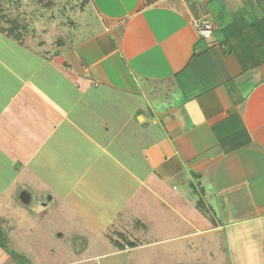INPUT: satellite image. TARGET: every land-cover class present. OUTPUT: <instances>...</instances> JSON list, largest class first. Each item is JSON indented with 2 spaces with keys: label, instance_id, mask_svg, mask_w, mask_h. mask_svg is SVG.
<instances>
[{
  "label": "crops",
  "instance_id": "1",
  "mask_svg": "<svg viewBox=\"0 0 264 264\" xmlns=\"http://www.w3.org/2000/svg\"><path fill=\"white\" fill-rule=\"evenodd\" d=\"M55 2L41 40L0 32V175L18 166L19 203L65 201L125 251L237 232L254 264L257 232L264 260V0ZM6 191L0 214L20 208Z\"/></svg>",
  "mask_w": 264,
  "mask_h": 264
},
{
  "label": "rangeland",
  "instance_id": "2",
  "mask_svg": "<svg viewBox=\"0 0 264 264\" xmlns=\"http://www.w3.org/2000/svg\"><path fill=\"white\" fill-rule=\"evenodd\" d=\"M35 8V6L20 5L18 12L14 6L7 7V5L1 4L0 23L7 24V21L17 14H20V17L23 18L29 12L31 13V26L34 28V33L31 34L32 36L26 38L25 41L34 38H36L34 39L35 41H39L41 38L38 35V31L40 32L41 29L47 26L41 23L43 22V14L33 11ZM32 12L35 17L32 15ZM54 13H57V11H54ZM24 21L21 19V22ZM38 22L43 26L39 25ZM48 38L46 37L45 41L48 42ZM65 40L67 42V39ZM7 166L8 163H5L2 171L7 172L3 176L0 175V185H7L9 191L3 193L2 198L5 196L3 200H6L5 194L8 192V200L6 201H9V207L15 203L13 207L18 204L20 208L15 210L14 213L10 211L7 213L1 212L0 217L4 221L3 226L9 246L15 252L22 254L30 264H246L242 256H250L244 250V234L238 235L237 232H233L232 240L227 238V240H223L222 242H213L210 246L208 245L205 252L201 250V246L196 250L187 251L186 248L183 250L181 247L168 245H150L125 251L123 245L115 247L108 240H101L98 232L90 228L86 229L79 217L73 215L68 207H63L68 205L65 201H61L60 206L54 204L53 209L48 214L38 213V211L36 213L35 210L32 211L33 203L30 206L20 204L19 201L22 202V191L20 193L18 191L22 183L20 180L16 181L17 179L10 181L14 177L18 166L15 165V168L12 167L11 169ZM35 193L32 194L35 195ZM41 195L43 193L39 196L41 197ZM36 196H38L37 193ZM3 209L5 210L2 207L1 211ZM29 211L31 212L30 214ZM27 216L29 217L27 218ZM44 218L47 219L43 220ZM258 236V233L255 232L256 249L253 251V256L255 257L254 264H264ZM83 241H85L84 246L81 245ZM204 254H206V260L201 258ZM91 257L93 259L87 260V258ZM4 259L7 263L4 262ZM0 263L14 264L9 256L1 250Z\"/></svg>",
  "mask_w": 264,
  "mask_h": 264
},
{
  "label": "trees",
  "instance_id": "3",
  "mask_svg": "<svg viewBox=\"0 0 264 264\" xmlns=\"http://www.w3.org/2000/svg\"><path fill=\"white\" fill-rule=\"evenodd\" d=\"M41 3L40 5H34L36 8L33 9V11L41 12L44 16V14L52 13L55 6V0H50L43 2V0H39ZM7 5L6 0H0V5ZM8 7V5H7ZM14 7L17 9L20 7V4L14 5ZM51 11V12H50ZM19 12V11H18ZM51 15V14H50ZM27 17V18H26ZM22 20H25L24 22H21ZM7 24L0 23V32L5 33L7 36L11 37L12 39L18 41L19 43L28 38L29 36H32L31 34L34 33V28L31 26V18L30 16H24L23 18L20 17V14H17L12 19H9L7 21ZM4 221L0 217V250L3 251L14 264H30L25 257L15 252L8 244V238L4 229Z\"/></svg>",
  "mask_w": 264,
  "mask_h": 264
},
{
  "label": "built area",
  "instance_id": "4",
  "mask_svg": "<svg viewBox=\"0 0 264 264\" xmlns=\"http://www.w3.org/2000/svg\"><path fill=\"white\" fill-rule=\"evenodd\" d=\"M194 29L200 35L201 37L205 39H210L212 36V26L210 22L208 21H195L194 24Z\"/></svg>",
  "mask_w": 264,
  "mask_h": 264
},
{
  "label": "water",
  "instance_id": "5",
  "mask_svg": "<svg viewBox=\"0 0 264 264\" xmlns=\"http://www.w3.org/2000/svg\"><path fill=\"white\" fill-rule=\"evenodd\" d=\"M27 197H28V195L26 193H22L21 200L22 201H27Z\"/></svg>",
  "mask_w": 264,
  "mask_h": 264
}]
</instances>
